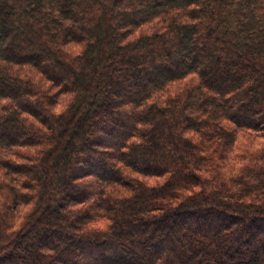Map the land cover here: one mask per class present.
<instances>
[{
  "label": "trees",
  "instance_id": "obj_1",
  "mask_svg": "<svg viewBox=\"0 0 264 264\" xmlns=\"http://www.w3.org/2000/svg\"><path fill=\"white\" fill-rule=\"evenodd\" d=\"M0 264H264V0H0Z\"/></svg>",
  "mask_w": 264,
  "mask_h": 264
}]
</instances>
